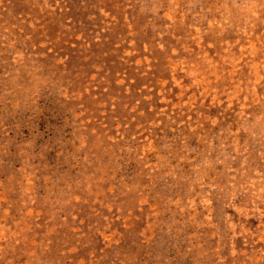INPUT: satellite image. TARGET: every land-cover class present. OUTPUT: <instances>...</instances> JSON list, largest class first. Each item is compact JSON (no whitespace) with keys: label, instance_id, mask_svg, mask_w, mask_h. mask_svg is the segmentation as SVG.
<instances>
[{"label":"rangeland","instance_id":"1","mask_svg":"<svg viewBox=\"0 0 264 264\" xmlns=\"http://www.w3.org/2000/svg\"><path fill=\"white\" fill-rule=\"evenodd\" d=\"M0 264H264V0H0Z\"/></svg>","mask_w":264,"mask_h":264}]
</instances>
